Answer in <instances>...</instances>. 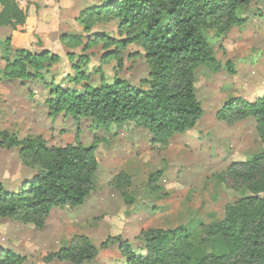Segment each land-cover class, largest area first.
I'll list each match as a JSON object with an SVG mask.
<instances>
[{"label":"rangeland","instance_id":"374dc122","mask_svg":"<svg viewBox=\"0 0 264 264\" xmlns=\"http://www.w3.org/2000/svg\"><path fill=\"white\" fill-rule=\"evenodd\" d=\"M63 1L58 6L55 0H20L29 11L30 29L20 33L0 27V130L20 139L42 136L49 147L96 144V187L83 205L53 209L41 229L18 219L0 218V248L26 256L25 264H72L47 263L45 258L69 246L76 236H86L98 248V255L83 264H125L118 243L102 246L109 238L121 237L137 252L145 253L140 239L143 230L184 226L195 243L192 264L207 254L226 253L221 237L202 244L203 228L224 221L230 205L253 194L248 188L234 189L224 174L233 162L263 152L264 141L255 118L230 125L220 121L217 113L232 98L254 102L264 96V0H254L242 12L243 24L225 34L208 32L218 59L224 65L232 60L235 72L225 66L218 72L199 67L196 93L203 117L193 129L159 143L148 129L134 123L102 127L91 120L77 122L63 113L50 115V88L45 83L83 89L120 77L146 87L142 82L150 72L143 57L131 56L140 50L134 44L123 52L122 68L114 58L103 61L113 47L108 50L101 42L84 49L98 32L120 38L118 21L99 23L86 32L74 19L88 5L105 0ZM65 9H72L70 19ZM65 33L81 36L82 44L72 47L62 43ZM7 48L10 55L5 54ZM21 48L32 52L49 49L61 60L43 71V80H6V61ZM77 69L84 75L79 82L73 80ZM20 152L19 147L0 144V181L12 191H18L37 172L23 163ZM119 174L126 178L114 183ZM152 176L156 180L152 181Z\"/></svg>","mask_w":264,"mask_h":264},{"label":"trees","instance_id":"16d2710c","mask_svg":"<svg viewBox=\"0 0 264 264\" xmlns=\"http://www.w3.org/2000/svg\"><path fill=\"white\" fill-rule=\"evenodd\" d=\"M254 0H105L81 11L77 21L86 32L99 23L118 21L120 38L98 32L84 49L103 42L109 50L103 57L118 61L123 67V52L132 44L140 48L132 57H143L149 65V77L137 87L115 77L112 83L86 85L83 89L64 88L45 83L50 88L47 100L51 116L65 114L77 122L91 120L102 127L134 123L148 129L156 143L166 142L176 134L193 129L204 114L196 93V70L207 66L215 72L224 66L234 73L232 60L224 65L217 57L210 30L225 34L246 19L242 12ZM0 27L24 33L28 14L18 0H0ZM61 42L75 47L82 44L79 35L63 34ZM9 37L6 41L9 44ZM6 55H10L7 48ZM70 56H73L70 54ZM57 53L44 49L32 52L21 48L3 69L6 80L44 79L43 71L58 63ZM84 75L77 69L79 82ZM253 117L264 141V96L254 102L235 97L218 111L217 118L230 125ZM0 144L21 148L23 163L37 170L35 176L18 190L6 188L0 181V218L18 219L44 228L55 208L81 206L95 190L99 162L97 145L68 144L49 147L42 136L20 139L15 133L0 130ZM126 178L116 176L114 183ZM224 179L234 189L248 188L253 194L227 208L225 220L203 228L202 244L221 237L227 247L222 254H207L196 264H264V151L249 160L233 162ZM156 180L152 176V181ZM140 239L145 253L137 252L121 237H111L119 244L125 264H192L195 249L190 231L175 229L143 230ZM98 255V248L86 236H76L71 244L48 254L47 263L66 261L83 264ZM26 256L13 249L0 248V264H25Z\"/></svg>","mask_w":264,"mask_h":264},{"label":"crops","instance_id":"0c3cea01","mask_svg":"<svg viewBox=\"0 0 264 264\" xmlns=\"http://www.w3.org/2000/svg\"><path fill=\"white\" fill-rule=\"evenodd\" d=\"M20 0H18V3L20 4V6H21V8H23V9H25L26 11H27V14H28V20H27V28H26V31L27 30H29L30 29V16H29V11L27 10V8H24L22 5H21V3L19 2ZM58 1V2H57ZM55 0V2H56V4H58V6H62L63 5V3H64V1L63 0H61L60 1V3H59V0ZM88 6H90V5H88ZM87 6V7H88ZM73 7H74V5H73ZM59 8V7H58ZM85 9V8H84ZM83 9V10H84ZM2 10V5L0 4V11ZM70 10H72V9H69V12L68 11H66V9L64 10V11H66V13H65V16H66V14H68V18L70 19ZM79 15H75L74 16V19H77V17H78ZM67 17H66V19H68ZM55 24V23H54Z\"/></svg>","mask_w":264,"mask_h":264}]
</instances>
